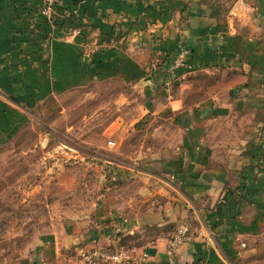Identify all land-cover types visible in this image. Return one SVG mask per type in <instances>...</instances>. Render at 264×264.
Here are the masks:
<instances>
[{"label": "crops", "instance_id": "obj_1", "mask_svg": "<svg viewBox=\"0 0 264 264\" xmlns=\"http://www.w3.org/2000/svg\"><path fill=\"white\" fill-rule=\"evenodd\" d=\"M41 4L0 0V147L39 103L107 80L128 113L116 128L146 137L116 162L117 187L98 193L93 217L65 206L36 250H0V262L78 264L81 249L117 248L120 235L134 249L120 264H244L262 252L264 0H58L44 31ZM183 49L190 67H171ZM125 170L139 182L118 190ZM183 221L195 238L169 261Z\"/></svg>", "mask_w": 264, "mask_h": 264}, {"label": "rangeland", "instance_id": "obj_2", "mask_svg": "<svg viewBox=\"0 0 264 264\" xmlns=\"http://www.w3.org/2000/svg\"><path fill=\"white\" fill-rule=\"evenodd\" d=\"M122 90L115 80L72 87L35 106L33 117L0 147V250L32 253L57 210L80 207L93 217L98 193L117 187L116 162L124 163L146 137L139 125L116 128L117 116L126 120L128 114L113 102ZM108 140L114 144L107 145ZM69 148L79 155L69 156ZM125 171L129 174L121 175L118 190L139 182ZM61 217L66 218L60 213L56 221ZM124 237L123 245L130 246ZM245 259L246 264H264V249Z\"/></svg>", "mask_w": 264, "mask_h": 264}, {"label": "built area", "instance_id": "obj_3", "mask_svg": "<svg viewBox=\"0 0 264 264\" xmlns=\"http://www.w3.org/2000/svg\"><path fill=\"white\" fill-rule=\"evenodd\" d=\"M58 0H42V4L38 9V15L50 21L51 14L54 12V7ZM171 67L188 69L190 64L187 59L186 51L180 50L175 54L171 61ZM113 140H108L107 145H113ZM195 238L194 231L190 228L189 224L185 221L176 226L172 234L167 238L164 250L167 254L168 260L176 254L178 248ZM134 249L132 248H115L107 249L106 247L95 246L88 249H81L78 252V264H120L128 255L132 254ZM134 254V253H133ZM147 257L145 252H141L135 257L137 261L144 260Z\"/></svg>", "mask_w": 264, "mask_h": 264}, {"label": "trees", "instance_id": "obj_4", "mask_svg": "<svg viewBox=\"0 0 264 264\" xmlns=\"http://www.w3.org/2000/svg\"><path fill=\"white\" fill-rule=\"evenodd\" d=\"M50 18H51L50 20H52L54 22V18H55V13L54 12L51 14V17ZM44 20L45 19L42 18V20L40 21V23H38L37 29L44 31V28L42 26V23L44 22ZM73 25H75V23H73ZM124 239H125V237L120 235L119 241H118L119 244H118V247L117 248H121L122 246H124L123 243H122V240H124ZM91 247H95V246H91ZM91 247H88V248H91ZM88 248H85V249H88ZM106 248L107 249H110V250L115 249V248H111V247H106Z\"/></svg>", "mask_w": 264, "mask_h": 264}]
</instances>
